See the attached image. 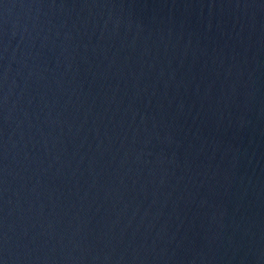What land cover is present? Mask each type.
<instances>
[{
    "label": "water",
    "instance_id": "1",
    "mask_svg": "<svg viewBox=\"0 0 264 264\" xmlns=\"http://www.w3.org/2000/svg\"><path fill=\"white\" fill-rule=\"evenodd\" d=\"M0 264H264V0H0Z\"/></svg>",
    "mask_w": 264,
    "mask_h": 264
}]
</instances>
